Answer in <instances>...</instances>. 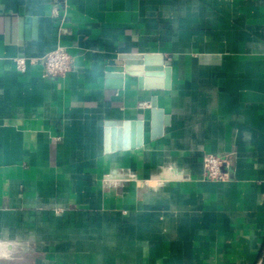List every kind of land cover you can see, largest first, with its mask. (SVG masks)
Masks as SVG:
<instances>
[{
    "label": "crops",
    "instance_id": "obj_1",
    "mask_svg": "<svg viewBox=\"0 0 264 264\" xmlns=\"http://www.w3.org/2000/svg\"><path fill=\"white\" fill-rule=\"evenodd\" d=\"M0 57V264H264V0H0Z\"/></svg>",
    "mask_w": 264,
    "mask_h": 264
},
{
    "label": "built area",
    "instance_id": "obj_2",
    "mask_svg": "<svg viewBox=\"0 0 264 264\" xmlns=\"http://www.w3.org/2000/svg\"><path fill=\"white\" fill-rule=\"evenodd\" d=\"M2 57H0L1 65ZM16 69L26 72L30 65H36L40 62L44 66V76L63 75L71 69L72 55L63 45H58L51 51L47 52L43 57H35L28 55H16L13 57ZM141 107L150 105L149 101H141ZM203 163L208 178L213 180H224L225 173L221 170L222 158L215 153H207L203 156Z\"/></svg>",
    "mask_w": 264,
    "mask_h": 264
}]
</instances>
